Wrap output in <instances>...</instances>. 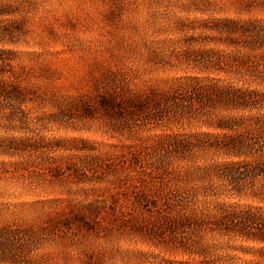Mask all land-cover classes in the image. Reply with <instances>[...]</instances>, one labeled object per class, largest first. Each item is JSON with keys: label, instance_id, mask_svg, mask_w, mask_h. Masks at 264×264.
Here are the masks:
<instances>
[{"label": "rangeland", "instance_id": "1", "mask_svg": "<svg viewBox=\"0 0 264 264\" xmlns=\"http://www.w3.org/2000/svg\"><path fill=\"white\" fill-rule=\"evenodd\" d=\"M0 264H264V0H0Z\"/></svg>", "mask_w": 264, "mask_h": 264}]
</instances>
